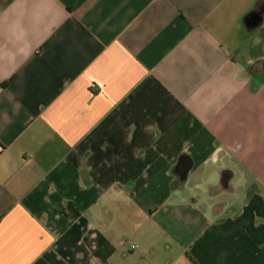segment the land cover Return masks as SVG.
<instances>
[{
    "label": "crops",
    "instance_id": "obj_1",
    "mask_svg": "<svg viewBox=\"0 0 264 264\" xmlns=\"http://www.w3.org/2000/svg\"><path fill=\"white\" fill-rule=\"evenodd\" d=\"M0 264H264V0H0Z\"/></svg>",
    "mask_w": 264,
    "mask_h": 264
},
{
    "label": "water",
    "instance_id": "obj_2",
    "mask_svg": "<svg viewBox=\"0 0 264 264\" xmlns=\"http://www.w3.org/2000/svg\"><path fill=\"white\" fill-rule=\"evenodd\" d=\"M191 163L188 161V159L184 158L180 161L179 165H178V171L181 174H186L188 172V170L190 169ZM232 173L225 171L222 175V180H221V184L224 188H228L229 187V182L231 179Z\"/></svg>",
    "mask_w": 264,
    "mask_h": 264
},
{
    "label": "clouds",
    "instance_id": "obj_3",
    "mask_svg": "<svg viewBox=\"0 0 264 264\" xmlns=\"http://www.w3.org/2000/svg\"><path fill=\"white\" fill-rule=\"evenodd\" d=\"M213 159H215V158H213Z\"/></svg>",
    "mask_w": 264,
    "mask_h": 264
},
{
    "label": "rangeland",
    "instance_id": "obj_4",
    "mask_svg": "<svg viewBox=\"0 0 264 264\" xmlns=\"http://www.w3.org/2000/svg\"><path fill=\"white\" fill-rule=\"evenodd\" d=\"M220 180V179H219Z\"/></svg>",
    "mask_w": 264,
    "mask_h": 264
}]
</instances>
